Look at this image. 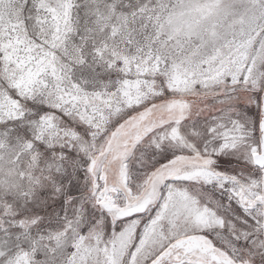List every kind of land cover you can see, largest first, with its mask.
Segmentation results:
<instances>
[{
    "label": "snow or ice",
    "instance_id": "snow-or-ice-1",
    "mask_svg": "<svg viewBox=\"0 0 264 264\" xmlns=\"http://www.w3.org/2000/svg\"><path fill=\"white\" fill-rule=\"evenodd\" d=\"M0 264H264V0H0Z\"/></svg>",
    "mask_w": 264,
    "mask_h": 264
}]
</instances>
